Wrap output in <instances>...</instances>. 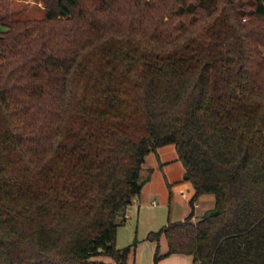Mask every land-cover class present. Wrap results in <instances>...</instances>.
<instances>
[{
	"label": "trees",
	"instance_id": "obj_1",
	"mask_svg": "<svg viewBox=\"0 0 264 264\" xmlns=\"http://www.w3.org/2000/svg\"><path fill=\"white\" fill-rule=\"evenodd\" d=\"M43 4L0 0V264H127L117 229L166 144L194 193L154 261L264 264V0Z\"/></svg>",
	"mask_w": 264,
	"mask_h": 264
},
{
	"label": "rangeland",
	"instance_id": "obj_2",
	"mask_svg": "<svg viewBox=\"0 0 264 264\" xmlns=\"http://www.w3.org/2000/svg\"><path fill=\"white\" fill-rule=\"evenodd\" d=\"M11 10L13 18L24 19L41 18L45 9L43 0H11ZM157 150L158 156L154 152H149L145 156L140 179L143 180L145 177L148 179L143 183L139 197L132 201L126 210L125 223L117 229L116 247L126 246L133 240H136V244L148 241L146 235L149 231L158 230L168 221L180 220L191 209L189 200L194 189L190 180L185 178L174 145L166 144ZM163 163L167 166L164 167ZM195 202L197 206L193 204L194 215L200 217L204 211L213 206L214 196L210 193L201 194ZM98 259L104 262L112 261L108 255H101ZM127 263L157 264L153 254L149 257L144 249L137 254L130 253Z\"/></svg>",
	"mask_w": 264,
	"mask_h": 264
},
{
	"label": "crops",
	"instance_id": "obj_3",
	"mask_svg": "<svg viewBox=\"0 0 264 264\" xmlns=\"http://www.w3.org/2000/svg\"><path fill=\"white\" fill-rule=\"evenodd\" d=\"M160 147H162V146H160ZM160 147H158L157 149H159ZM156 156H158V150L156 151ZM160 164H162V162H160ZM163 166L166 167L167 164H164ZM147 169H151V167H147ZM182 169H183V172H185L184 167ZM194 204H195V206H197L196 202H194ZM188 210L186 212H188ZM190 210H189V212H190ZM193 211L195 212L194 207H193ZM186 212H185V214H186ZM185 216H183L181 219H183ZM155 246H156L155 241L148 240L145 242H137L134 253L137 254L138 251H143V249H144L145 254L146 255L148 254V256L150 257V256H152V254L154 255ZM166 251H167V241H166L165 236L161 235V237L159 239V253L164 254ZM156 262H157V264H194L192 255L184 254V253H171L169 255L161 257Z\"/></svg>",
	"mask_w": 264,
	"mask_h": 264
},
{
	"label": "built area",
	"instance_id": "obj_4",
	"mask_svg": "<svg viewBox=\"0 0 264 264\" xmlns=\"http://www.w3.org/2000/svg\"><path fill=\"white\" fill-rule=\"evenodd\" d=\"M195 205V204H194ZM125 217H127V213H125Z\"/></svg>",
	"mask_w": 264,
	"mask_h": 264
},
{
	"label": "water",
	"instance_id": "obj_5",
	"mask_svg": "<svg viewBox=\"0 0 264 264\" xmlns=\"http://www.w3.org/2000/svg\"><path fill=\"white\" fill-rule=\"evenodd\" d=\"M185 178H187V175L185 174Z\"/></svg>",
	"mask_w": 264,
	"mask_h": 264
}]
</instances>
